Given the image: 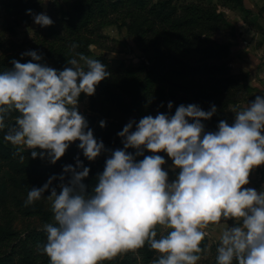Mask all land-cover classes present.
Wrapping results in <instances>:
<instances>
[{
	"label": "clouds",
	"instance_id": "1",
	"mask_svg": "<svg viewBox=\"0 0 264 264\" xmlns=\"http://www.w3.org/2000/svg\"><path fill=\"white\" fill-rule=\"evenodd\" d=\"M28 14L38 25L54 23L45 13L29 9ZM77 55L79 60L68 59L71 67L58 71L38 63L43 55L31 50L22 54L32 58L29 62L12 60L14 67L0 72V130L7 117L19 113L4 140L21 161V153L32 149L33 159L55 164L76 141L89 161L109 151L95 138L78 103L81 93L94 95L111 74L100 60ZM216 112L214 104L210 111L182 104L174 115L130 121L118 133L123 148L111 151L90 193L83 183L90 168L79 157L75 167L67 165L64 174L32 187L25 207L46 198L55 221L43 226L46 243L38 245L40 253L50 264H102L147 244L158 254L151 264H197L206 229L233 220L235 226L219 236L217 264H264V190L245 187L252 170L264 165V95L236 111L231 125L221 120L217 131H205L202 121ZM145 149L167 153L179 169L174 181L162 167L165 159L145 156ZM57 179L59 194L53 187Z\"/></svg>",
	"mask_w": 264,
	"mask_h": 264
},
{
	"label": "trees",
	"instance_id": "2",
	"mask_svg": "<svg viewBox=\"0 0 264 264\" xmlns=\"http://www.w3.org/2000/svg\"><path fill=\"white\" fill-rule=\"evenodd\" d=\"M207 1L60 0L51 6L47 15L54 23L39 27L31 41L32 48L43 55L38 63L58 71L71 67L68 59L79 60L77 54L106 65L110 77L96 86L94 95L81 93L79 97L80 103L87 102L90 114L79 112L88 121L95 138L102 140L109 151L89 161L78 147L80 141H76L55 164L40 157L33 159V150L21 153L25 157L21 161L16 149L4 140L7 129L15 124L19 113L14 112L6 118V128L0 130V264H50V258L38 248L46 243L44 228L30 229L22 235L13 227L18 215L38 218L43 226L55 223L51 201L46 198L25 207L28 191L32 187H42L53 175L64 174L65 166L75 167L79 157L90 168L89 176L83 181L90 193L111 151L123 148L118 133L130 121L138 123L141 118L155 117L158 113L174 115L182 104H195L204 111H210L214 104L216 114L202 121L205 131H217L221 120L229 125L233 123L231 108H241L247 88H252L247 87V80H241L231 68V45L223 40V33L230 32L232 24L217 5L207 4ZM222 1L232 4L233 10L241 9L249 14L242 0ZM0 8L6 15V30L10 34L8 39L0 37L2 72L14 67L12 60L27 63L32 59L22 56L24 47L13 37L18 28L28 27L33 22L28 10L40 14L43 7L42 0H0ZM245 22L248 23L247 17ZM108 26L127 32L140 52V64L123 60L117 67L110 65L106 53L114 51L111 45L116 41L103 33ZM73 44L78 47L72 49ZM94 49L100 54L96 55ZM169 102L173 105L171 110ZM102 120L106 122L105 127L100 126ZM128 151L134 153L135 149ZM144 155L152 153L145 149ZM178 172L179 169L168 173L170 182L176 179ZM67 179L70 176H66ZM59 184V179L53 181L58 194ZM44 195H50V191ZM208 245L205 237L201 248L207 251ZM157 255L146 244L102 264H151ZM208 264H217L216 258Z\"/></svg>",
	"mask_w": 264,
	"mask_h": 264
},
{
	"label": "rangeland",
	"instance_id": "3",
	"mask_svg": "<svg viewBox=\"0 0 264 264\" xmlns=\"http://www.w3.org/2000/svg\"><path fill=\"white\" fill-rule=\"evenodd\" d=\"M57 1H60V0H42V7H43L42 13L48 14L51 6L55 4V2ZM207 4L217 5L219 7V11L224 12V14L227 17V20L228 18L232 16V15L229 16L230 11L232 10V4L230 6L227 2L225 1L223 2L222 0H208ZM242 16L244 18V14H242ZM230 22L232 23V20ZM6 24H7L6 15L3 13V11L0 8V37L2 39L10 38V34L7 33V30H6ZM40 26L41 25L36 24L33 20L30 26L18 28L16 30V35L13 37L14 41L18 42L19 45H23L24 47L23 49L25 52L33 50L31 41L35 38L36 31L39 29ZM236 30H237L236 33L239 34L244 29L236 25ZM103 33L106 36H109L116 41L115 43H113V45H111L113 46L114 51L106 53V56L109 59L110 65L112 67L119 66L120 62H122L123 60L124 61L126 60L134 64H140V56H141L140 52L136 48L135 43L133 42L132 38L128 36L126 31L119 30L116 26H108L104 28ZM232 36H233L232 33L225 32L223 33V40L225 42H228L227 39L229 38L231 40ZM93 52L96 55L100 54V51L96 49H94ZM232 56L233 55L231 54L232 71L235 73V75L239 76L241 80H247V83H248L251 78L250 75H248L247 73H242L237 68L234 69L232 67L233 63H237V61ZM80 66L81 67L84 66V63H81ZM248 86L250 87V85H247V87ZM262 94H263L262 92L247 88L243 96L241 108H237V107L231 108V115H230L231 121L234 123L236 111L247 107L250 104V102L254 101L256 95H262ZM78 109L81 113L90 114V111L88 110L87 102H82V103L79 102ZM30 151H32V149L25 150V152H30ZM156 154L161 155L165 159L166 163L162 166L165 171L169 173L171 171L178 170L177 168H175L172 159L167 155L166 152L152 153V155H156ZM44 160L47 163H51L47 158H44ZM249 179H250V183L246 185L245 187L253 188L257 190L258 192L264 190V165L254 168L250 174ZM229 226L230 227L235 226V221L229 220L226 223L222 220L218 225H215V226L210 225V227L206 229V231H208L209 233V235L206 236L209 242L208 249L207 251H202L199 254L201 256V259L197 261V264H208L217 257L216 250L220 244L219 236ZM13 227L16 232L23 235L24 233L28 232V230L30 229H34V228L42 229L43 225H42V221L38 218H24L23 216L18 215L17 220L13 224ZM159 234L160 233L158 232V235Z\"/></svg>",
	"mask_w": 264,
	"mask_h": 264
},
{
	"label": "crops",
	"instance_id": "4",
	"mask_svg": "<svg viewBox=\"0 0 264 264\" xmlns=\"http://www.w3.org/2000/svg\"><path fill=\"white\" fill-rule=\"evenodd\" d=\"M242 2L249 14L241 9H232L229 14L232 16L228 18V21L232 20V23L229 22L233 26L230 31L233 36L231 40L229 38L227 40L231 43L232 57L237 61L232 67L250 75L248 85L253 90L264 93V0ZM239 14L241 16L244 14V18ZM245 17L248 23L245 22ZM236 25L244 29L239 34L236 33Z\"/></svg>",
	"mask_w": 264,
	"mask_h": 264
}]
</instances>
